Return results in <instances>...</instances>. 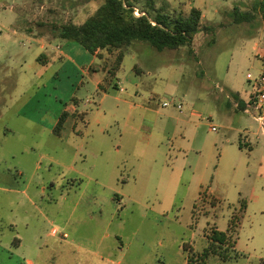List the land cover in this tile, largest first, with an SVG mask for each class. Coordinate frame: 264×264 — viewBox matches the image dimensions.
Here are the masks:
<instances>
[{"label": "rangeland", "instance_id": "1", "mask_svg": "<svg viewBox=\"0 0 264 264\" xmlns=\"http://www.w3.org/2000/svg\"><path fill=\"white\" fill-rule=\"evenodd\" d=\"M166 1L185 9L204 3L201 22L216 26L215 44L209 46L211 34L203 32L196 35L191 56L186 48L158 53L146 44H132L117 73L126 91L111 90L98 107L97 99L88 108L99 113L93 129L96 123L107 128L105 135L95 136L98 152L88 160L97 163L99 176L110 170L106 159L122 160L128 146L130 160L120 168L119 179L166 172L178 180V195L171 192L172 181L168 194L147 189L135 197L141 204L126 197L118 203L93 181L77 185L73 172L50 160L69 162L72 150L15 116L20 111L36 125H52L73 94L85 92L77 90L81 74L68 65L60 68L65 57L38 66L34 57L41 51L9 31L13 13L18 14L16 27L39 32L53 22L81 23L100 2L0 1V264H184L185 257L187 264V252L208 248L211 230L226 231L233 217L230 242L236 241L240 256L223 262L209 255L205 264H264V136L254 133L250 115L227 105V96L253 88L247 74L264 71V56L258 58L254 49L255 42L264 48V21L231 24L220 12L235 0ZM137 63L142 79L135 96L128 75ZM130 102L147 110L136 106L129 112ZM163 102L170 105L163 107ZM245 129L248 145L239 149ZM108 175L100 182L106 184ZM199 190L200 204L208 209L193 211Z\"/></svg>", "mask_w": 264, "mask_h": 264}, {"label": "crops", "instance_id": "2", "mask_svg": "<svg viewBox=\"0 0 264 264\" xmlns=\"http://www.w3.org/2000/svg\"><path fill=\"white\" fill-rule=\"evenodd\" d=\"M101 4V0H98ZM222 2H225L227 0H220ZM19 3V1H18ZM17 3V4H18ZM204 3L198 4L197 6L189 5L186 7V10H189L191 7L198 8L202 13V18H204V10H202L204 7ZM97 6V7H98ZM182 6L183 5H179ZM97 7L91 11V13L88 15L90 16ZM82 10L89 11L90 7H80ZM184 8V7H183ZM185 9V8H184ZM218 12L214 10V13ZM13 19L16 22L18 18V14L15 12L13 13ZM87 16V17H88ZM86 17V18H87ZM85 18V19H86ZM201 18V19H202ZM84 19V20H85ZM83 20V21H84ZM82 21V22H83ZM14 24H11V27L9 28V31H11L12 35H16L21 37L22 39H25L30 46H36L41 52L37 54L34 57V60L38 63V66L41 68H45L52 60L56 58H62L65 57V62L61 61V67L67 66L69 68L73 69V72L75 74H81L83 77H81V80H79V86L77 88H83L84 94H78L74 93L75 95V102L72 100L69 102V104H65L59 116L62 112L67 113V117L63 123V126L60 130L59 135H55L52 130L55 126L59 116L54 117L51 120L52 125H46V124H38L32 123L31 118H29L27 115L22 114L20 111H17L15 113V116L21 120L23 123H25L26 126H31L35 128L40 134H47L48 136H54L61 142H64L66 149L69 151L72 150L73 154L71 157V160L69 162H64L61 159L58 158H50V160L57 165L61 166L64 170L73 172L75 174V179H72L73 181H78L77 185H83V180L93 181L95 185L97 186V190H101L102 192H106L109 194H112L115 196V199L118 201V203H121L123 198L126 197L128 202L138 203V200L135 197H140L149 190H153L156 193H160L162 195L168 194L170 191V187L172 186L173 178L171 176V173L166 174V172H161L159 175L150 174L147 177H143L140 174L135 173L132 177H128V179H124L123 177H120V168L124 167L125 163L130 160V154L128 146L124 150V155H122V160L117 159L115 160H109L106 159V161L103 163L104 165H108L110 167L109 172L107 174L99 176L95 171L97 167V163L90 162L89 157L93 155H97L98 152V146L96 143H94L95 136L98 134L105 135L107 132L106 126H101L96 123L97 127L93 129V118H97L99 113H93L92 110L88 111L89 106L94 105L97 107L101 104V101L104 97L111 94V90L120 92H125L126 89H123L121 87V81L117 77V73L121 70L122 65L120 66L119 70L116 72L115 77L112 78V81H109L108 77V69L109 64L112 59L113 54L109 53L108 51L104 50L101 52L102 56L101 58H97L93 55H91L88 51H86L82 46L79 44L75 45L74 43H63L55 45L50 43L46 37H40L38 36V32H34L32 29L24 26V27H16ZM48 22V21H46ZM81 22V23H82ZM49 23V22H48ZM47 23V24H48ZM76 24H81L77 23ZM202 23V22H201ZM14 26V28H13ZM18 29V30H17ZM254 49L256 52V56L262 60V55L264 56V48H259L258 43L255 42ZM70 53L74 54V57H70ZM43 55L44 59L42 60V63H39L36 59L39 55ZM264 64V59L262 60ZM20 67H23V64L20 65ZM40 70V69H39ZM128 78L131 81V86L133 87L134 95L136 96L139 94L138 88L141 84V75H138L134 71V65L131 68V72L128 75ZM114 85L116 88L114 89ZM254 87L251 88V90L245 92L244 95L238 94V101L233 96H227L231 102L227 103L228 106L233 105V107L236 110L242 111L245 113V110L248 108L249 103L252 100L253 94H254ZM140 95V94H139ZM130 96V95H129ZM98 99L97 103L96 100ZM141 105V106H140ZM136 106L140 109L147 110L143 104H129V112L133 111ZM243 108V110L241 109ZM190 116H197L194 112H190ZM247 114V113H246ZM100 117V115H99ZM130 118V115H129ZM253 121V119H251ZM255 126V132L254 133H260L262 136V130L260 129L259 125L253 121ZM81 126V127H80ZM252 126V125H251ZM244 135L241 137V141L239 140L241 146L248 145V135L250 132L248 129L244 130ZM261 131V132H260ZM120 139L122 138V135H119ZM239 148V146H238ZM242 149V148H239ZM120 152V146H118L115 149V153L118 154ZM144 152V151H143ZM148 149L145 146V152L144 156L147 154ZM91 155V156H90ZM96 157V156H95ZM97 161V160H95ZM113 161V162H112ZM80 162V166L76 167L77 163ZM87 162L90 164L87 167L84 165L87 164ZM98 162V161H97ZM106 168L104 167V170ZM131 171H133V167H131ZM110 173V174H109ZM109 174V175H108ZM108 175L106 184L100 182V179H105V176ZM100 177V178H99ZM118 181H121L122 184L119 185ZM174 182V190H172L173 195H178V180L173 181ZM73 183V182H72ZM74 184H72L73 186ZM54 186V185H51ZM85 189L79 188V191L84 194ZM93 197H95V193L92 194ZM200 190L198 192V198L194 201L193 204V211L195 210V207L199 210L203 207L205 209H208L205 207V205L200 204ZM215 201V199H213ZM161 205V204H158ZM215 207V206H214ZM213 208V207H212ZM151 211L155 213H159L157 209L150 208ZM196 211V210H195ZM205 211V210H204ZM206 212V211H205ZM101 214V212H100ZM93 218V216H92ZM236 245V241H235ZM95 255L98 254L97 250H94ZM102 259V256H99ZM184 264H186V257L184 259Z\"/></svg>", "mask_w": 264, "mask_h": 264}, {"label": "trees", "instance_id": "3", "mask_svg": "<svg viewBox=\"0 0 264 264\" xmlns=\"http://www.w3.org/2000/svg\"><path fill=\"white\" fill-rule=\"evenodd\" d=\"M136 10L138 15L135 14ZM222 13L234 25L253 24L258 18L264 21V0H235L233 6L221 11L220 15ZM201 18L202 13L198 8L186 10L182 6L172 7L166 0H103L81 24L53 22L48 24L46 31L37 34L46 37L50 43L75 42L97 58H101L104 50L112 53L114 58L108 69L111 82L122 64L125 49L134 43L146 44L158 53L186 48L191 56L194 53L193 41L198 33L203 32L211 34L209 46L214 45L216 26L202 25ZM218 26L222 28L224 25L220 23ZM43 59L41 54L36 60L42 63ZM134 71L138 75L142 74L138 63ZM232 96L238 101L237 93ZM72 101L76 100L72 98ZM66 117L65 111L59 116L52 130L55 135H59ZM238 146L242 148L240 143ZM243 209L242 203L240 210ZM235 218L230 220L226 231L211 230L208 235L209 246L200 254L187 252V264H205L209 255H216L223 262L237 259L240 254L235 249V241L230 242L235 231Z\"/></svg>", "mask_w": 264, "mask_h": 264}, {"label": "built area", "instance_id": "4", "mask_svg": "<svg viewBox=\"0 0 264 264\" xmlns=\"http://www.w3.org/2000/svg\"><path fill=\"white\" fill-rule=\"evenodd\" d=\"M135 14L138 15L137 10L135 11ZM247 80L252 82V86L255 91L248 108L245 110V113L250 115L251 119L259 125L264 135V71H261V73H259L256 77H253L251 74H247ZM169 105L170 104L167 102L162 103L163 107H167ZM181 108V105L177 106L178 110ZM211 129L212 131H216L214 127Z\"/></svg>", "mask_w": 264, "mask_h": 264}]
</instances>
